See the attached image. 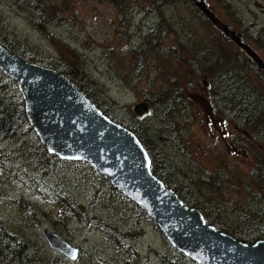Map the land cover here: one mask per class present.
Instances as JSON below:
<instances>
[{
	"label": "rangeland",
	"instance_id": "1",
	"mask_svg": "<svg viewBox=\"0 0 264 264\" xmlns=\"http://www.w3.org/2000/svg\"><path fill=\"white\" fill-rule=\"evenodd\" d=\"M203 1L264 61V0ZM190 4L0 0V41L25 61L63 68L76 83L82 76L101 109L138 130L155 154L160 176L172 186L193 198L198 188H206L205 197L216 204L223 193L239 209V201L250 199L253 210L264 208V198L254 194L264 189V128L237 123L211 102L213 93H224L237 82L252 83L264 95V72ZM210 51L217 63L203 60L210 59ZM17 94L9 81H0V115L3 106L19 114L23 99ZM143 102L152 113L138 121L131 107ZM256 120L262 125L264 114ZM30 129L24 124L0 129V222L9 236L23 238L36 251L38 264H187L140 207L87 162L38 157L37 146L44 145ZM223 166L233 178L224 176L229 182L216 190L224 186L216 175ZM55 191L56 196L68 194L83 216L67 215L61 221ZM220 218L264 239L253 232L263 229L257 216L252 224ZM46 230L78 248L79 258L59 256L47 245Z\"/></svg>",
	"mask_w": 264,
	"mask_h": 264
},
{
	"label": "water",
	"instance_id": "2",
	"mask_svg": "<svg viewBox=\"0 0 264 264\" xmlns=\"http://www.w3.org/2000/svg\"><path fill=\"white\" fill-rule=\"evenodd\" d=\"M190 1L264 72L254 50L203 0ZM0 70L16 84L28 123L47 152L61 160L95 165L156 222L171 246L184 256L197 264H264V240L248 245L207 225L199 210L185 206L151 173L149 156L138 139L109 120L64 75L22 60L1 42ZM131 111L141 121L150 115L145 103ZM43 236L51 249L76 259L77 251L60 236L49 231Z\"/></svg>",
	"mask_w": 264,
	"mask_h": 264
},
{
	"label": "trees",
	"instance_id": "3",
	"mask_svg": "<svg viewBox=\"0 0 264 264\" xmlns=\"http://www.w3.org/2000/svg\"><path fill=\"white\" fill-rule=\"evenodd\" d=\"M193 8V4H190ZM196 10V9H195ZM198 10V9H197ZM200 12V11H199ZM199 15L202 17V15L199 13ZM205 21L208 22L207 19L202 17ZM2 43V42H1ZM3 44V43H2ZM211 44H208V47H210ZM6 46V45H5ZM212 48V47H210ZM31 61H27L29 63H33L35 60L30 59ZM203 60L206 61V64L211 62L217 63L213 57H212V51H210V59L204 58ZM35 64L37 62H34ZM212 64V63H211ZM59 68V67H57ZM54 70L58 71L60 74L66 76V71L63 68L56 69ZM213 71V69H212ZM218 72V73H217ZM217 75L222 76L221 72L217 71ZM231 73H224L223 78L230 76ZM212 77V76H211ZM213 77L214 71H213ZM71 80V79H70ZM0 81H9L12 86L17 90V95H19L18 89L15 85V83L10 80L8 77H6L2 71L0 70ZM85 95L91 100V102L99 109L103 114H105L107 117H109L112 121L124 126L122 124V121L114 118L112 115L108 114L104 109H101L98 105L97 99L92 95L93 92H87V89L83 86L85 84V79L80 76L79 78V83H76L75 81L71 80ZM218 80H215L214 83H217ZM238 87L241 89L239 90ZM228 91V93H227ZM227 91L224 93L218 94L214 96L212 94V99L211 102L215 104L218 107H222L226 111V115H231L237 120V123H243L248 124V128H252L253 125L258 126V130H261L264 128V120L263 124L259 125L257 122V117L260 114H264V95H262L257 86L252 84V83H246V82H237L233 86H231ZM16 95V96H17ZM17 96V97H18ZM20 99V98H19ZM22 99V97H21ZM3 98L1 97L0 103L2 102ZM169 102H172V97H169ZM170 103H168L169 105ZM16 106V105H15ZM171 104L168 106V109H170ZM5 110H2V114L0 115L1 120H0V129H15L18 125L19 127L24 124V125H29L28 120L26 118V114L24 112V104L23 100L18 104V109H19V114L15 112L14 108H9L5 107ZM16 109V111L18 110ZM231 113V114H229ZM241 123V124H242ZM139 125V124H138ZM15 127V128H14ZM126 127V126H125ZM128 128V127H126ZM131 130L141 141L142 145L146 149L150 160H151V171L152 173L157 177L159 181H161L166 187L171 188L175 194L179 197V199L184 203L185 206L188 208H195L201 212L203 215V218L205 220V223L209 226L215 227L218 231L223 232L233 238H235L238 241L247 243V244H253L254 242L258 240H264V239H259L253 234L246 233L243 231L238 230L235 228L233 225H231V222L229 224H226L220 217H225L227 220H231L233 222L235 221H241L247 224H252L251 220L255 219L257 216L262 223V231H259L256 229V232L258 234L262 233V236L264 238V208H261L259 205L258 207L253 210V206H251L254 202L250 199V202H240V209L238 207V204L236 201H234L232 198L227 197L223 193H220L217 195L218 199V204H216V200L211 199L210 197H205L206 191H208L206 188H198L199 190L197 191L196 197L193 198L191 194L188 191H180L177 187L172 186L169 184V182L163 177L160 176L157 168V162L155 158V154L153 151L149 148V146L142 140L141 134L138 132V130L134 127L128 128ZM31 130V129H30ZM32 131V130H31ZM264 131V130H263ZM37 146L39 150H37V153L39 154L38 157H41L44 161H54L57 159L55 156L49 155L41 144H38ZM57 161V160H56ZM63 162V161H61ZM80 164V163H79ZM83 164V163H82ZM231 170L227 166H223L217 169V176L222 180L221 183L224 184L223 187H219L216 190H221L226 186V184L229 182V179H232L233 176L231 174ZM224 176H228L229 179H225ZM252 177V176H251ZM238 182H242V177L240 175L236 176ZM247 179V177H245ZM248 189V188H247ZM250 191V189H248ZM57 192L55 191V194L53 196V200L55 202L56 198L59 196V204H60V212H59V217L61 218V221H64L63 218H65L67 215H73L77 214L78 216H83L81 213V208L77 207L74 203H72L70 196L64 195L61 196L58 194L56 196ZM255 196L259 195L262 198H264V189H262L260 192L254 193ZM264 201V200H263ZM215 205V208H212V205ZM254 205V204H253ZM246 208H252V209H246ZM214 209H217V214L214 211ZM241 209H244L245 211H242ZM258 209V210H257ZM81 211V212H80ZM257 211L256 215L255 212ZM142 213V212H141ZM143 214V213H142ZM7 229L4 228L2 223L0 222V264H38L37 259H36V251H34L31 246L23 239V238H18L16 236H9L7 234ZM179 253V252H177ZM180 254V258L182 260H185L187 264H196L192 262L191 260L184 259L183 254ZM59 256H62L61 254L58 253Z\"/></svg>",
	"mask_w": 264,
	"mask_h": 264
},
{
	"label": "bare ground",
	"instance_id": "4",
	"mask_svg": "<svg viewBox=\"0 0 264 264\" xmlns=\"http://www.w3.org/2000/svg\"><path fill=\"white\" fill-rule=\"evenodd\" d=\"M207 5V4H206ZM207 7L210 9V7L207 5ZM211 10V9H210ZM212 11V10H211ZM201 13V12H200ZM202 14V13H201ZM203 15V14H202ZM254 52L259 56V54L254 50ZM259 58L263 61V59L259 56ZM263 64H264V61H263ZM257 66V65H256ZM121 127H123L124 129H126L127 131H129V132H131L137 139H138V137L131 131V130H129L128 128H126L125 126H122V125H120ZM138 141L141 143V141L138 139ZM63 160V159H62ZM65 161H68V160H65ZM87 162V161H86ZM90 166H92L89 162H87ZM94 166V167H93ZM92 167L93 168H95L96 166L95 165H93ZM137 206H139V205H137ZM200 212V211H199ZM201 213V212H200ZM203 216V215H202ZM46 231H49V232H51L50 230H46ZM51 233H53V232H51ZM53 234H56V233H53ZM70 246L73 248V249H75L76 251H77V257H76V259H78L79 258V256H80V251H79V249L78 248H76V247H74V246H72L71 244H70ZM52 250H54V249H52ZM55 251H57V250H55ZM60 254H62V253H60ZM64 257H66V258H68V259H70L71 261H75V260H73V259H71V258H69L68 256H66V255H64V254H62Z\"/></svg>",
	"mask_w": 264,
	"mask_h": 264
}]
</instances>
